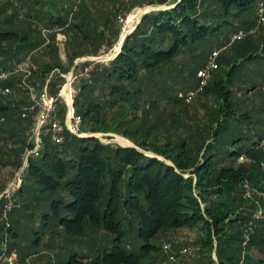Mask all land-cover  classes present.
Returning a JSON list of instances; mask_svg holds the SVG:
<instances>
[{"label":"trees","instance_id":"16d2710c","mask_svg":"<svg viewBox=\"0 0 264 264\" xmlns=\"http://www.w3.org/2000/svg\"><path fill=\"white\" fill-rule=\"evenodd\" d=\"M258 1L136 3L173 8L146 14L116 58L94 63L91 80L74 101L75 113L83 120L82 133L88 135L67 132L62 144L45 140L41 155L29 161L16 207L7 212L11 224L3 221L8 201L2 198L0 230L10 233V249L23 244L22 250L31 252L42 245L58 252L57 264H83L75 263V257L86 264H150L147 258L157 251L151 241L161 232L191 229L204 233L201 246L215 250L217 264H264V154L256 155L264 132L257 131L251 139L244 136L240 125L252 118L249 113L235 116L238 103L231 100L230 88L238 69L264 63V45L256 52L249 36L233 38L239 33L235 21L247 24L244 16L254 12ZM20 3L37 6V17L49 28L71 27L51 13L52 0H0V57L35 45L27 32L13 29L23 18ZM119 34L112 37L116 42ZM99 37L103 40L106 34ZM227 44L229 50L217 59L219 69L229 68L224 80L215 76L204 89L205 94L213 90L222 103L209 118L210 139L200 142L206 133L197 138L201 128L192 131L185 109L190 104L178 94L198 85V72L214 49ZM82 56L74 53L70 65ZM0 61V66L9 67ZM55 68L60 67L47 64L36 73L45 77ZM17 82L15 78L5 83L14 93L0 98V139L5 143L17 137L23 109L31 104ZM61 106L66 116L67 107ZM98 132L122 135L143 152L89 136ZM241 157L245 162L237 164ZM248 181L263 192L261 218L252 216L257 203L244 197ZM96 232L103 233L100 247H94Z\"/></svg>","mask_w":264,"mask_h":264},{"label":"rangeland","instance_id":"374dc122","mask_svg":"<svg viewBox=\"0 0 264 264\" xmlns=\"http://www.w3.org/2000/svg\"><path fill=\"white\" fill-rule=\"evenodd\" d=\"M262 1L263 0H259L257 2L254 12H249L244 16L245 20H247V24L242 25L238 21H235L237 27H239V33H242L244 36L243 39L245 35L249 36L252 44L255 46L256 52L263 49L264 45V21L260 22L258 17L259 3ZM139 2H143V0H52L50 7L56 10L54 13L51 9V13H53L56 18L62 17L70 23L71 27L63 29H59L58 27L49 28L37 17L39 14L36 11L37 6L31 3H20L21 16L23 18L18 19V25L13 26V29L19 30L20 34H22L23 31L27 32L30 42H33L35 45L33 48L29 49L26 47L22 49V51L16 53L15 51H9L8 54H4L0 59H4V61L9 63V67L13 68L16 63L31 55L35 70L33 76L30 78V85L35 86L37 89H42L49 80L52 85L51 88H49L52 95H57L59 88L64 83V80L61 79V75L56 73L55 76H52L53 72L61 68L62 73H64L71 67L69 70H74L75 75L78 77L73 86L75 101V97L82 85L91 80V77L87 78L82 76L87 66H89L87 65L88 62L93 59H99L101 61L100 63L105 64L112 61V58L115 56V51L119 50L121 40L125 38V34L129 30L132 31L138 23L142 13L150 9L158 8L149 5L141 7L137 5ZM120 19H123L124 22H121ZM48 21L49 20H47L46 23H48ZM74 24H78L81 27L80 30L74 29V27H72ZM1 29L4 28L1 27ZM117 32L120 34L119 40L116 42V38L112 37ZM100 33H105L106 38L102 40L99 37ZM85 36H87V40H84ZM45 37L49 39V45L45 44L47 40ZM18 40L15 42L13 41L12 44L16 46ZM230 45L231 44H227L222 50L214 49V51H219V55H223L229 50ZM15 46H13V48ZM74 53L84 56L76 58L72 66L69 60H71ZM114 58H116V56ZM47 64H53L54 67L59 66L60 68H55L50 74L47 73L45 77L42 76L40 71L36 73L38 68L42 69ZM201 65L202 64L199 62V66ZM92 67L91 74L95 69V65ZM248 68L249 69L242 67L234 73L232 80L233 85H230V88L234 95L231 100L238 103L237 109L235 107V116L239 117L243 113H249L252 118L240 125V130L243 132L244 136L251 139V136H253V134L255 135L257 131L264 132V63L249 65ZM228 69L229 68L226 66H220L219 70L213 72V76L208 85L214 81L215 76H217L215 78L216 80H219L220 77L224 80V72ZM195 84L196 80L194 79L191 86ZM252 87H254V89ZM249 88L252 89L250 92H247L246 89ZM204 91L205 90H203L190 105H186L185 107L187 120L190 122L189 126L192 128V131L196 130V128H198L197 126L201 128L196 131L197 138L203 136L204 132L206 133L204 139H201L200 142H205L210 139L208 131L212 124L209 118L212 117L222 103L213 90L207 94H205ZM28 97L26 98V102H28ZM61 104H65L62 98H60V102L57 104L56 111L58 118L64 122L65 111L61 110ZM29 118L30 119L22 117L17 137L9 139L6 143L0 139V201L4 197L8 201L6 205L11 207V209L16 207L15 200H19L17 190L21 188L26 179L27 168L24 170L22 168L24 165V152L28 147L29 133L33 125V118ZM174 127L175 128L172 129L176 131L177 127ZM10 128L11 125H8L6 130ZM92 135L98 137L104 144H115L123 147L132 145L130 140L119 134L98 132L90 134L89 136ZM49 138V136L44 137V145L45 140H50ZM194 140H196V138H194ZM262 154H264V140H262V143L256 150V155L260 158ZM243 158L246 160L245 157ZM261 162L264 164V158L261 159ZM167 163L171 165L169 161H167ZM241 163L242 161L239 158L237 164ZM19 175L22 180L21 184L15 190L10 189L13 183L17 182L16 179ZM190 175L191 174H188L186 177ZM261 183L263 185L264 180H261ZM248 184L252 185L248 181L246 187ZM250 190V197L246 198L251 200L252 203H257V209L252 216L253 218H261L263 215H260V213L263 208L260 204V199L263 197V192L260 187L255 185H252ZM8 192H10L9 195ZM1 205L2 203H0V208ZM10 210L5 209L3 212V221L7 224H11L13 220L11 215H7V212ZM96 233L92 234V237L98 239V243L94 247H100L103 233ZM203 236L204 233H199L198 230L191 229L161 232L151 241L157 246V251L151 253L147 258V262L150 264H212L210 257L212 254L217 264L215 250L211 253L209 248L206 249L201 246L200 240ZM0 240V264L7 263V261L4 263L1 262L2 256L11 255L13 258H16L17 264H22V259H24L26 264H57L56 254L58 252L55 250H48L42 245L38 250L34 249L33 251L31 250V252L22 250L25 248L22 247L23 244H20L19 247L10 249V244H7L11 241L10 233H8V230H5V228L0 230ZM73 246H75V244ZM166 246L169 247V250L165 249ZM170 255H175V260H171ZM94 256L95 253H93V257ZM73 260L75 263L82 262L86 264L87 262V260L77 257L73 258Z\"/></svg>","mask_w":264,"mask_h":264},{"label":"built area","instance_id":"2783aa9c","mask_svg":"<svg viewBox=\"0 0 264 264\" xmlns=\"http://www.w3.org/2000/svg\"><path fill=\"white\" fill-rule=\"evenodd\" d=\"M258 17L260 22L264 21V0L259 3ZM120 21L124 22L123 19H120ZM242 37V33H239L234 39H240ZM45 38L47 39V37ZM45 44H50L49 39L46 40ZM218 56L219 51H214L210 55L205 67L198 72V85L195 88L179 92L178 97L184 100L186 104H191L203 92L210 82L213 72L219 69L217 63ZM114 57L112 59H114ZM31 58L32 56L29 55L25 59L16 63L13 68H3L0 66V98L9 97L14 93L13 87L4 84L9 81H15V78H18V86L27 92L31 102L29 107L23 109L22 114V117L26 118L27 114L31 112L33 118V125L29 133L28 147L23 156V170L29 167V161L31 159L38 158L41 155L44 148V137L49 136L56 144H62L64 141V134L67 132L76 137H86L88 135L82 133L83 120L80 116L76 115L74 109L73 86L78 78L77 75H75L74 70L66 74L62 73L59 69L53 72L52 76L59 73L65 81L59 88L58 94L52 95L49 89V80L42 89H37L35 86L30 85V78L33 76L35 70ZM90 62L94 64L100 63L101 61L99 59H93ZM93 64L87 66L82 76L87 78L91 77L92 66H94ZM68 85L71 88L70 95L65 94L64 92ZM60 98L64 99L67 107L64 122L58 118L56 111ZM1 121H3V118H0V122ZM240 160L242 163L245 162L243 157H241ZM20 175L16 179L17 182L13 183L10 189L15 190L19 187L22 182ZM250 191V188L247 186L245 197H250ZM9 194L10 192H8V195ZM6 209L10 210L11 207L6 206ZM260 215L262 214L260 213ZM165 249L169 250V247L166 246ZM170 259L175 260V255H170ZM6 261L7 263H4ZM1 262L4 264H17L16 258H13L12 255L2 256Z\"/></svg>","mask_w":264,"mask_h":264},{"label":"water","instance_id":"95a60500","mask_svg":"<svg viewBox=\"0 0 264 264\" xmlns=\"http://www.w3.org/2000/svg\"><path fill=\"white\" fill-rule=\"evenodd\" d=\"M170 8H173V7H164V6H160V7H158L157 9H152V10L150 9V10L145 11V12L142 14V16L140 17L138 23H137V24L135 25V27L132 29V31L129 32V33L125 36V38L122 40V42H121V46H120L119 50L115 51V56L117 57V55L122 51V49H123V47H124L125 40L127 39V37H128L130 34H132V33L137 29V27L140 25V23L142 22L143 17H144L146 14H148V13L151 12V11L165 10V9H170ZM94 137H96V136H94ZM96 138H98V137H96ZM124 147H132V148H136V149H138V148H137L136 146H134L133 144H132V145H128V146H124ZM138 150L141 151V152H143V151L140 150V149H138ZM147 154L150 155V156L156 157L155 155H153V154H151V153H147Z\"/></svg>","mask_w":264,"mask_h":264},{"label":"bare ground","instance_id":"6f19581e","mask_svg":"<svg viewBox=\"0 0 264 264\" xmlns=\"http://www.w3.org/2000/svg\"><path fill=\"white\" fill-rule=\"evenodd\" d=\"M143 14V13H142ZM142 16V15H141ZM121 46V45H120ZM120 46H119V48H120ZM64 92H65V94H68V95H70V92H71V88H70V86L68 85L66 88H65V90H64ZM126 146H128V145H126Z\"/></svg>","mask_w":264,"mask_h":264}]
</instances>
